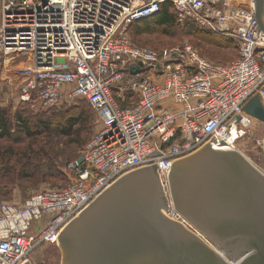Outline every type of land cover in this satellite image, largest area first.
<instances>
[{
	"label": "built area",
	"instance_id": "obj_1",
	"mask_svg": "<svg viewBox=\"0 0 264 264\" xmlns=\"http://www.w3.org/2000/svg\"><path fill=\"white\" fill-rule=\"evenodd\" d=\"M167 2L179 21L232 37L238 57L219 63L190 44L160 50L133 41L128 27ZM254 16V0H0V57L26 37L31 49L22 101L54 107L84 98L102 124L68 162L72 181L0 203V264H24L44 242L58 244L65 226L128 172L157 163L166 181L173 160L212 137L218 149L237 145L235 131L254 124L244 105L256 94L264 104V31Z\"/></svg>",
	"mask_w": 264,
	"mask_h": 264
},
{
	"label": "water",
	"instance_id": "obj_2",
	"mask_svg": "<svg viewBox=\"0 0 264 264\" xmlns=\"http://www.w3.org/2000/svg\"><path fill=\"white\" fill-rule=\"evenodd\" d=\"M254 5L264 31V0ZM244 109L264 122L259 95ZM157 168L123 175L65 226L62 264H264V172L247 156L214 136L166 181Z\"/></svg>",
	"mask_w": 264,
	"mask_h": 264
},
{
	"label": "rangeland",
	"instance_id": "obj_3",
	"mask_svg": "<svg viewBox=\"0 0 264 264\" xmlns=\"http://www.w3.org/2000/svg\"><path fill=\"white\" fill-rule=\"evenodd\" d=\"M130 27L128 35L139 45L162 50L190 44L208 59L219 63H229L238 55L232 37L193 19L177 20L169 27H158L153 23L147 27L139 24ZM24 39L23 46L14 43L0 57V108L7 112L12 132L10 136L0 138V203L21 204L49 186L61 187L72 181L75 176L68 170V162L80 156L84 144L102 125L98 120L92 131H83L82 136L68 135L71 129L66 113L70 109L78 113L87 104L84 98L63 100L54 107H45L37 100L22 101L21 87L29 78L25 66L31 53L28 38ZM20 115L28 120L31 136L18 123L16 117ZM45 121L49 127L43 126ZM253 122L245 136L237 140L236 150L264 172V122L258 119ZM78 127L76 125L75 130ZM79 140L82 142L77 144ZM29 263L62 264L61 247L44 242L30 252Z\"/></svg>",
	"mask_w": 264,
	"mask_h": 264
},
{
	"label": "trees",
	"instance_id": "obj_4",
	"mask_svg": "<svg viewBox=\"0 0 264 264\" xmlns=\"http://www.w3.org/2000/svg\"><path fill=\"white\" fill-rule=\"evenodd\" d=\"M177 20H178V18L176 15L175 7L173 6L172 3L167 2V3L163 4L162 11L159 15H157L155 17L148 18V19L136 21V22L132 23L130 26H132L134 24H139L140 26L147 27L148 24L153 23V24H156L158 27H162V26L169 27L170 25H175L177 23ZM130 29H131V27H130ZM232 41L235 42V40L233 38H232ZM237 57H238V55H237ZM235 59H233V60H235ZM81 108L82 109H79L78 113L76 111L71 110V109L69 111H67V113H66L69 116L68 118H70V119H68V121H69L68 125L70 127L69 130L70 129L71 130L68 133V135L75 134L77 136H79V135L82 136L81 133H83V131H92L98 122L97 114L88 101H87V104H85ZM18 118L21 120H18ZM16 119H17L18 123H21L20 125H22L24 127L23 128L24 132L27 133L29 136H31L32 133L30 131L31 128H30V124L28 123V120L22 119L21 115L17 116ZM43 123H44L43 124L44 127L50 126L46 123V121ZM76 125H79V127L76 128V130H75L74 127H76ZM11 133L12 132H11L10 120L8 118L7 112L4 109L0 108V138L4 137V136H10ZM80 142H82V140H79V142H77V144H79Z\"/></svg>",
	"mask_w": 264,
	"mask_h": 264
},
{
	"label": "bare ground",
	"instance_id": "obj_5",
	"mask_svg": "<svg viewBox=\"0 0 264 264\" xmlns=\"http://www.w3.org/2000/svg\"><path fill=\"white\" fill-rule=\"evenodd\" d=\"M242 1H245V0H242ZM249 117H251V119H252V121H254L255 119H257V118H255V117H253V116H251V115H249ZM233 133H234V131H233ZM235 135H236V139L237 140H239V139H241L242 137H244L245 135H243V136H238L239 135V133H237L236 131H235V133H234ZM230 143H231V146H228L229 147V149L230 148H232V149H236V145H235V142H234V140H230ZM263 144H264V142H263Z\"/></svg>",
	"mask_w": 264,
	"mask_h": 264
}]
</instances>
